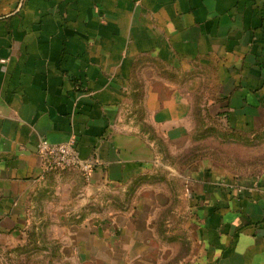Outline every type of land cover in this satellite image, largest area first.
<instances>
[{
    "label": "crops",
    "instance_id": "1",
    "mask_svg": "<svg viewBox=\"0 0 264 264\" xmlns=\"http://www.w3.org/2000/svg\"><path fill=\"white\" fill-rule=\"evenodd\" d=\"M197 112L264 119V0H0V264H264V174L171 162Z\"/></svg>",
    "mask_w": 264,
    "mask_h": 264
},
{
    "label": "rangeland",
    "instance_id": "2",
    "mask_svg": "<svg viewBox=\"0 0 264 264\" xmlns=\"http://www.w3.org/2000/svg\"><path fill=\"white\" fill-rule=\"evenodd\" d=\"M219 119L208 116L199 118L197 112V125L186 151L178 158H171V162L182 171L184 167L189 170L196 166H208L217 170L224 177H234L235 179L255 178L263 175L264 119L261 120L259 126L251 128L240 127V125H236L237 127L225 126L218 122ZM233 130L236 132L234 133ZM174 204L176 209H179L178 202ZM174 204L173 207H175ZM164 217L166 219L169 217L167 210L164 212ZM176 232H178L177 228L172 226L170 234ZM49 244L50 241L47 240L43 245ZM152 244L157 245L156 242ZM157 255L163 256L158 253L149 254L147 260L154 262ZM143 256L139 255L141 258H144ZM88 257L99 264V255L91 254ZM21 261L22 264H49L52 261L55 264L60 260L57 255L51 257L46 254L27 253Z\"/></svg>",
    "mask_w": 264,
    "mask_h": 264
},
{
    "label": "built area",
    "instance_id": "3",
    "mask_svg": "<svg viewBox=\"0 0 264 264\" xmlns=\"http://www.w3.org/2000/svg\"><path fill=\"white\" fill-rule=\"evenodd\" d=\"M37 151L48 170L74 169L87 177L92 172L93 163L80 157L74 140L66 143H50L47 140H41Z\"/></svg>",
    "mask_w": 264,
    "mask_h": 264
},
{
    "label": "water",
    "instance_id": "4",
    "mask_svg": "<svg viewBox=\"0 0 264 264\" xmlns=\"http://www.w3.org/2000/svg\"><path fill=\"white\" fill-rule=\"evenodd\" d=\"M24 0H21V3H23Z\"/></svg>",
    "mask_w": 264,
    "mask_h": 264
},
{
    "label": "trees",
    "instance_id": "5",
    "mask_svg": "<svg viewBox=\"0 0 264 264\" xmlns=\"http://www.w3.org/2000/svg\"><path fill=\"white\" fill-rule=\"evenodd\" d=\"M233 132L235 133L236 131H235V130H233Z\"/></svg>",
    "mask_w": 264,
    "mask_h": 264
}]
</instances>
